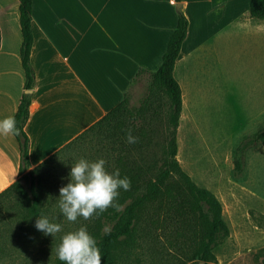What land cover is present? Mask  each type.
<instances>
[{
  "label": "trees",
  "instance_id": "1",
  "mask_svg": "<svg viewBox=\"0 0 264 264\" xmlns=\"http://www.w3.org/2000/svg\"><path fill=\"white\" fill-rule=\"evenodd\" d=\"M16 8L20 33L18 56L23 87L27 89L32 85L28 64L30 0H16ZM175 13V26L167 37L157 67L151 71L136 68L113 106L30 168H27V137L22 130L29 96L19 95L13 115L20 135H12L17 145L19 175L0 190V258L7 255L11 261L10 240L27 230H38L35 223L40 216L60 223L62 237L86 226L101 250V264H129L128 259L141 247L149 258L169 252L170 260H175L173 264L198 261L205 264L214 258V247L227 234L220 202L207 188L195 184L175 159V128L181 100L172 67L186 28L181 10L177 8ZM246 15L264 18V0H248ZM139 77H143V88L135 103H130L129 88ZM129 129L139 138L135 144L127 142ZM255 138L264 139V124L250 140ZM78 148L85 150L70 160L69 171L80 158L91 162L103 158L109 173L119 169L121 178H130V190L119 189L116 203L121 206L120 211L109 207L88 220L78 217L76 222L68 221L62 214L59 190L70 182V173L65 172L60 179L46 185L38 168L51 167L63 159L65 151ZM234 167H239L237 160ZM256 257L258 264H264V250ZM0 264L5 263L0 261Z\"/></svg>",
  "mask_w": 264,
  "mask_h": 264
},
{
  "label": "crops",
  "instance_id": "2",
  "mask_svg": "<svg viewBox=\"0 0 264 264\" xmlns=\"http://www.w3.org/2000/svg\"><path fill=\"white\" fill-rule=\"evenodd\" d=\"M176 3L186 28L172 70L218 31L228 25L232 31L248 0H30L32 85L25 92L16 0H0V119L13 115L19 95L28 94L27 168L113 106L136 68L157 67ZM17 163L14 137L0 135V190L18 177Z\"/></svg>",
  "mask_w": 264,
  "mask_h": 264
},
{
  "label": "rangeland",
  "instance_id": "3",
  "mask_svg": "<svg viewBox=\"0 0 264 264\" xmlns=\"http://www.w3.org/2000/svg\"><path fill=\"white\" fill-rule=\"evenodd\" d=\"M172 75L181 100L175 159L195 184L218 199L227 227L226 236L213 249L214 258L205 264H258L256 255L264 250V139H250L264 124V18L239 15L232 31L228 25L183 54ZM143 82L140 77L129 89L130 103H135ZM85 148L65 151L53 166L39 167L43 184L70 173V160ZM61 241L60 232L53 236L30 229L7 243L11 261L7 255L0 261L65 264L57 255ZM168 253L149 258L141 247L128 260L129 264H173Z\"/></svg>",
  "mask_w": 264,
  "mask_h": 264
},
{
  "label": "clouds",
  "instance_id": "4",
  "mask_svg": "<svg viewBox=\"0 0 264 264\" xmlns=\"http://www.w3.org/2000/svg\"><path fill=\"white\" fill-rule=\"evenodd\" d=\"M0 135H20V129L14 115L0 119ZM138 137L127 131V142L135 144ZM106 160L103 158L91 162L80 158L71 167L70 182L60 188L59 207L62 214L70 222H76L78 217L85 220L106 211L109 207L121 210L116 203L120 195L119 189L130 190L131 180L121 178L120 170L109 173L106 170ZM35 227L45 235H53L61 231V224L50 222L46 216H40ZM60 261L65 264H101V250L96 240L89 234L86 226L70 231L62 237L57 248Z\"/></svg>",
  "mask_w": 264,
  "mask_h": 264
},
{
  "label": "water",
  "instance_id": "5",
  "mask_svg": "<svg viewBox=\"0 0 264 264\" xmlns=\"http://www.w3.org/2000/svg\"><path fill=\"white\" fill-rule=\"evenodd\" d=\"M175 7H176V8L178 7V3L175 4ZM24 91H25V92H28L29 89H25Z\"/></svg>",
  "mask_w": 264,
  "mask_h": 264
}]
</instances>
